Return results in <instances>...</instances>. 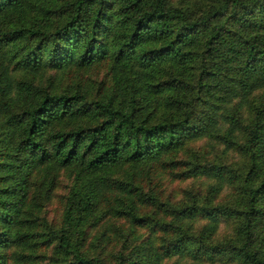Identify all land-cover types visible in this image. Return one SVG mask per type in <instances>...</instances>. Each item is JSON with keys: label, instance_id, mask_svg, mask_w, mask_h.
Wrapping results in <instances>:
<instances>
[{"label": "trees", "instance_id": "1", "mask_svg": "<svg viewBox=\"0 0 264 264\" xmlns=\"http://www.w3.org/2000/svg\"><path fill=\"white\" fill-rule=\"evenodd\" d=\"M99 63L94 90L42 79ZM203 136L238 160L188 159L202 189L163 199ZM182 259L264 264V0H0V264Z\"/></svg>", "mask_w": 264, "mask_h": 264}, {"label": "rangeland", "instance_id": "2", "mask_svg": "<svg viewBox=\"0 0 264 264\" xmlns=\"http://www.w3.org/2000/svg\"><path fill=\"white\" fill-rule=\"evenodd\" d=\"M107 69L105 63L92 65L87 69H76L74 67L65 71H54L48 69L45 71L42 79L45 76H54L59 85L80 81L81 84H86L91 90H94L101 81L107 79ZM19 71L15 72L17 74ZM237 152L234 150L223 151V144L212 137L203 136L196 140L188 141L187 145L179 150L174 157L180 161V165L173 167L171 165H164L159 168L158 175L156 176V183L160 186L162 191V198L170 201H178L186 192L190 190L202 189L200 182L204 180L199 177H178L176 173L185 169L188 159L198 160L200 162H214L217 161L225 166H232L237 159ZM190 157V158H189ZM71 176L68 175V170H60L55 180L52 194L49 200L44 205V215L48 222L57 224L59 222L63 197L66 189L69 186ZM219 194L217 200L223 199V196L228 192V187ZM230 231V222L228 219H223L219 223L217 236L221 237ZM173 259V258H172ZM185 260V259H184ZM183 259L180 262L184 261ZM188 261V259H187ZM181 264V263H180ZM201 264H208L206 261ZM214 264H230V263H217Z\"/></svg>", "mask_w": 264, "mask_h": 264}]
</instances>
